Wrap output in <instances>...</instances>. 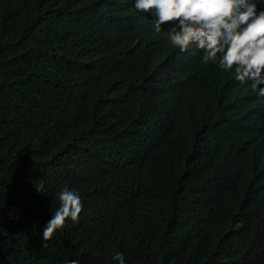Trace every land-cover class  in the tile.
<instances>
[{
	"label": "trees",
	"instance_id": "obj_1",
	"mask_svg": "<svg viewBox=\"0 0 264 264\" xmlns=\"http://www.w3.org/2000/svg\"><path fill=\"white\" fill-rule=\"evenodd\" d=\"M166 30L0 0V264H264L263 102ZM64 185L84 207L43 246Z\"/></svg>",
	"mask_w": 264,
	"mask_h": 264
},
{
	"label": "clouds",
	"instance_id": "obj_2",
	"mask_svg": "<svg viewBox=\"0 0 264 264\" xmlns=\"http://www.w3.org/2000/svg\"><path fill=\"white\" fill-rule=\"evenodd\" d=\"M131 7L137 16H151L155 32L166 26L164 35L179 53L197 50L203 63L250 85L263 102L264 115V0H131ZM42 187L37 191L43 193ZM56 197L58 206L42 231L43 246L66 221L77 222L84 207L74 187L64 185ZM111 259L126 264L121 251Z\"/></svg>",
	"mask_w": 264,
	"mask_h": 264
}]
</instances>
